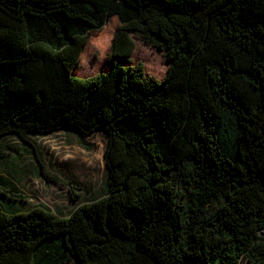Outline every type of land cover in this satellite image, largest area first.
I'll use <instances>...</instances> for the list:
<instances>
[{
    "label": "trees",
    "instance_id": "16d2710c",
    "mask_svg": "<svg viewBox=\"0 0 264 264\" xmlns=\"http://www.w3.org/2000/svg\"><path fill=\"white\" fill-rule=\"evenodd\" d=\"M104 29L90 59L134 33L161 79L75 77ZM61 130L105 135L107 194L59 217L0 180V264H264V0H0V140Z\"/></svg>",
    "mask_w": 264,
    "mask_h": 264
},
{
    "label": "rangeland",
    "instance_id": "374dc122",
    "mask_svg": "<svg viewBox=\"0 0 264 264\" xmlns=\"http://www.w3.org/2000/svg\"><path fill=\"white\" fill-rule=\"evenodd\" d=\"M111 33L104 29L89 37L80 56L81 65L74 71L75 77L89 79L96 74H105L113 64L125 67L142 61L151 77L161 79L166 70L161 53L134 33L129 34L135 51L128 62L118 58L99 62L90 59L89 48ZM105 145L106 137L102 132L86 137L72 130H61L47 135H30L25 141L15 136L3 138L0 140L1 183L7 194L18 200L15 203L18 210L44 208L59 217H67L76 208L107 194ZM49 241L48 250L55 254L59 250L52 240ZM38 256L42 259V255ZM55 256L51 255L48 264H52ZM65 263L76 264L69 256Z\"/></svg>",
    "mask_w": 264,
    "mask_h": 264
}]
</instances>
